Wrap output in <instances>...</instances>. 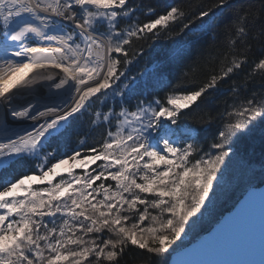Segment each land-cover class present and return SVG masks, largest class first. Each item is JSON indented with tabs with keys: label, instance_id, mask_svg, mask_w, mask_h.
<instances>
[{
	"label": "snow or ice",
	"instance_id": "snow-or-ice-1",
	"mask_svg": "<svg viewBox=\"0 0 264 264\" xmlns=\"http://www.w3.org/2000/svg\"><path fill=\"white\" fill-rule=\"evenodd\" d=\"M259 189L264 0H0V264H202Z\"/></svg>",
	"mask_w": 264,
	"mask_h": 264
},
{
	"label": "water",
	"instance_id": "water-1",
	"mask_svg": "<svg viewBox=\"0 0 264 264\" xmlns=\"http://www.w3.org/2000/svg\"><path fill=\"white\" fill-rule=\"evenodd\" d=\"M243 193L232 208L223 215L224 220L210 236L189 249L183 257L202 264H228L235 261H259L261 226L264 224V189L249 193L243 203Z\"/></svg>",
	"mask_w": 264,
	"mask_h": 264
},
{
	"label": "trees",
	"instance_id": "trees-1",
	"mask_svg": "<svg viewBox=\"0 0 264 264\" xmlns=\"http://www.w3.org/2000/svg\"><path fill=\"white\" fill-rule=\"evenodd\" d=\"M143 3L145 4H157L160 3L163 4H172V3H182L185 7L191 6L192 8H195L200 5H207L211 3V0H143ZM162 49L157 46L156 49L153 50V52L149 53L144 59L145 63L150 67L151 62H153L159 52H161ZM256 52H259V47L256 46ZM235 192H237L235 194ZM233 195H231L229 198L221 199L217 202L216 206L218 205V208H215L214 215L217 214V216H220L221 214H224L225 212L229 211L232 206L235 204V202L238 200V198L243 193L242 190L235 191ZM217 209V211H216ZM205 219H208L207 216ZM138 250H134L130 255L126 256L125 259L127 260V264H150V261L143 260L141 257H139L136 252Z\"/></svg>",
	"mask_w": 264,
	"mask_h": 264
},
{
	"label": "rangeland",
	"instance_id": "rangeland-1",
	"mask_svg": "<svg viewBox=\"0 0 264 264\" xmlns=\"http://www.w3.org/2000/svg\"><path fill=\"white\" fill-rule=\"evenodd\" d=\"M67 165H64V166H62L60 169H59V171H61V172H64V171H66L67 170ZM237 192H235V194H236ZM234 194V193H233ZM232 194V195H233ZM215 208H218V205L215 207ZM216 211H217V209H216ZM216 216H217V214H216ZM202 226L203 227H210L211 226V224H210V221L208 220V219H204V221L202 222Z\"/></svg>",
	"mask_w": 264,
	"mask_h": 264
},
{
	"label": "bare ground",
	"instance_id": "bare-ground-1",
	"mask_svg": "<svg viewBox=\"0 0 264 264\" xmlns=\"http://www.w3.org/2000/svg\"><path fill=\"white\" fill-rule=\"evenodd\" d=\"M51 71H52L51 69H45V70H39V69H37L36 70L37 73L51 72ZM24 98H25V95L24 94H21V96L18 97V102H23Z\"/></svg>",
	"mask_w": 264,
	"mask_h": 264
}]
</instances>
